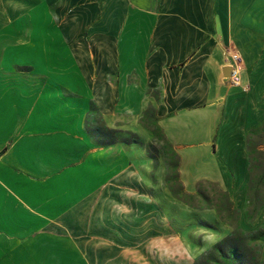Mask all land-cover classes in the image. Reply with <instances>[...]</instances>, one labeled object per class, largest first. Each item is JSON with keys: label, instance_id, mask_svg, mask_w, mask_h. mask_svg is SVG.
Wrapping results in <instances>:
<instances>
[{"label": "crops", "instance_id": "crops-1", "mask_svg": "<svg viewBox=\"0 0 264 264\" xmlns=\"http://www.w3.org/2000/svg\"><path fill=\"white\" fill-rule=\"evenodd\" d=\"M47 10L76 90L8 63L30 39L15 26H44ZM231 51L237 85L226 80ZM83 102L113 143L95 141ZM148 111L183 192L214 184L240 228L261 227L264 205L251 220L245 211L250 139L264 138V0H0V264H191V245L175 246L186 218L176 230L175 199L142 176ZM203 212L206 247L234 230Z\"/></svg>", "mask_w": 264, "mask_h": 264}, {"label": "rangeland", "instance_id": "rangeland-1", "mask_svg": "<svg viewBox=\"0 0 264 264\" xmlns=\"http://www.w3.org/2000/svg\"><path fill=\"white\" fill-rule=\"evenodd\" d=\"M46 17L47 24L44 26H23L22 24L15 26L16 31L26 33L30 39L26 41L25 47L15 50L8 63H30L38 70L39 68L48 70V84H54V81H57L64 85L69 84L70 88L76 90L77 84L74 81L77 80V73L69 46L59 39V32L55 25L51 23L53 18L49 10H47ZM55 66L64 69L62 75L54 73ZM83 103L86 111L89 112L88 128L95 141L98 143H113L116 140L115 130L104 127L96 110L88 103ZM139 138L132 133L131 135L128 134L126 140L135 141ZM141 142L144 146V162L148 163L142 171V176L147 179L151 177V174L153 177L158 178L159 191L163 190L165 194L168 193L169 196L175 199L174 206H171V208H175V216L171 211L169 214L170 217L173 216L176 219L175 229L180 230L179 224L184 218H186L184 223L190 227L191 232L189 236L185 234L184 241L182 240V233L175 231V246H179L181 251L183 243L191 245V264H264V235H262L264 223L255 230L248 231L240 228L236 222L238 209L235 210L232 207L227 195L218 187L213 186L214 184L210 186L198 185L196 187L197 193L183 192L177 174L178 157L172 148L165 144L150 111L144 114ZM263 143L264 138L259 133L251 136L249 144L251 161L246 188L245 211L248 220L254 218L261 206L264 205V152L256 149L257 145ZM149 167L150 169H148ZM254 194L258 199H262V205L256 213H251L252 206L248 204V196ZM205 210L216 211L217 215L233 225L234 229L222 238L217 237L219 240L208 247L204 244L214 240V236L208 229L211 226L209 224L204 226L206 219L203 217L205 215L203 211ZM216 247H219L220 250H216ZM230 249L237 250V254L232 253Z\"/></svg>", "mask_w": 264, "mask_h": 264}, {"label": "built area", "instance_id": "built-area-1", "mask_svg": "<svg viewBox=\"0 0 264 264\" xmlns=\"http://www.w3.org/2000/svg\"><path fill=\"white\" fill-rule=\"evenodd\" d=\"M227 57L229 61V74L226 77V80L232 85H237L239 83L240 71L243 64L242 57L236 51L229 52Z\"/></svg>", "mask_w": 264, "mask_h": 264}, {"label": "trees", "instance_id": "trees-1", "mask_svg": "<svg viewBox=\"0 0 264 264\" xmlns=\"http://www.w3.org/2000/svg\"><path fill=\"white\" fill-rule=\"evenodd\" d=\"M248 204L249 206H252L251 213H256L257 209L262 205V199H258L256 194L254 195H249L248 196ZM262 235H264V232L262 231ZM216 250H220L219 247L215 248ZM230 251L234 254H237V250L235 249H230Z\"/></svg>", "mask_w": 264, "mask_h": 264}, {"label": "water", "instance_id": "water-1", "mask_svg": "<svg viewBox=\"0 0 264 264\" xmlns=\"http://www.w3.org/2000/svg\"><path fill=\"white\" fill-rule=\"evenodd\" d=\"M227 71H229V67H227V69H226Z\"/></svg>", "mask_w": 264, "mask_h": 264}]
</instances>
